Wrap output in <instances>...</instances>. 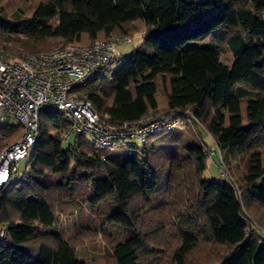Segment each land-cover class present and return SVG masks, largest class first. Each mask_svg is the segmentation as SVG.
Here are the masks:
<instances>
[{
	"label": "trees",
	"instance_id": "obj_1",
	"mask_svg": "<svg viewBox=\"0 0 264 264\" xmlns=\"http://www.w3.org/2000/svg\"><path fill=\"white\" fill-rule=\"evenodd\" d=\"M136 34L142 47L71 96L112 128L183 126L100 150L42 112L30 169L0 193V264H87L91 237L105 264H264V0H0L10 59ZM211 148L218 180L204 178Z\"/></svg>",
	"mask_w": 264,
	"mask_h": 264
},
{
	"label": "built area",
	"instance_id": "obj_2",
	"mask_svg": "<svg viewBox=\"0 0 264 264\" xmlns=\"http://www.w3.org/2000/svg\"><path fill=\"white\" fill-rule=\"evenodd\" d=\"M128 37H111L93 45L69 44L41 55L10 59L0 55V193L22 177L19 165L29 158L39 138L40 114L59 111L71 126L63 135L67 142L73 135L85 136L100 150L109 149L114 140H145L164 129L181 128L175 119H148L139 124L124 123L109 127L90 101L71 96L88 85L102 71L121 57L118 45L130 43ZM214 154L215 149L208 150ZM223 174L225 172L223 171ZM7 226L0 227V243Z\"/></svg>",
	"mask_w": 264,
	"mask_h": 264
},
{
	"label": "rangeland",
	"instance_id": "obj_3",
	"mask_svg": "<svg viewBox=\"0 0 264 264\" xmlns=\"http://www.w3.org/2000/svg\"><path fill=\"white\" fill-rule=\"evenodd\" d=\"M193 1H203V0H193ZM23 9H26V6L29 4H21ZM143 44V34H136L133 40L130 43H122L118 45V50L121 53V57L115 61L107 70L114 71L119 68L124 60L130 56L133 52H135L140 46L142 47ZM224 63L230 65L233 62V59L230 55L226 54L222 57ZM158 107L161 111H164L168 107V101L165 96H157ZM155 138V137H154ZM153 137L150 140L154 139ZM74 137L69 139L70 143L73 142ZM204 140L208 141L212 145V140L210 137L204 136ZM133 142L140 144V140H133ZM67 145V144H66ZM214 148L216 149L215 144H213ZM212 149V148H211ZM211 158L207 160V170L204 173V178L207 179H221L222 177L227 176L223 174L221 168H219L218 158L214 157V154H210ZM29 168V161L28 159L22 161L19 165V173L20 176L23 175ZM86 238L84 241V246L79 249L78 251V259L84 260L87 264H105L104 263V249L108 246L106 241L100 240L98 238L92 239Z\"/></svg>",
	"mask_w": 264,
	"mask_h": 264
}]
</instances>
